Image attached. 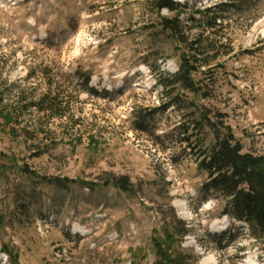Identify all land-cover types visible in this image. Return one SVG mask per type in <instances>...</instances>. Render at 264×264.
<instances>
[{
	"label": "rangeland",
	"instance_id": "1",
	"mask_svg": "<svg viewBox=\"0 0 264 264\" xmlns=\"http://www.w3.org/2000/svg\"><path fill=\"white\" fill-rule=\"evenodd\" d=\"M155 1L0 0V111L13 120L0 127V264H14L9 254L18 264H155L152 239L172 213L178 234L188 228L174 247L181 264H262V242L224 221L222 198L202 190L195 153L214 138L193 105L221 113L245 151L264 155V0H172L177 12ZM174 15L189 39L219 17L218 59L194 76L207 96L181 91L173 102L163 92L180 46L159 18ZM51 78L97 146L32 106ZM112 176L132 190L105 186Z\"/></svg>",
	"mask_w": 264,
	"mask_h": 264
},
{
	"label": "trees",
	"instance_id": "2",
	"mask_svg": "<svg viewBox=\"0 0 264 264\" xmlns=\"http://www.w3.org/2000/svg\"><path fill=\"white\" fill-rule=\"evenodd\" d=\"M155 2L157 11H161L162 8L171 12L178 11L172 0H156ZM205 10L206 12L211 11L207 8ZM192 20L194 21V19ZM204 20L203 24L209 30L208 35L206 37L198 35L197 38L189 39L186 35L189 27H187V23H182L177 15L159 18L161 34L180 46L178 69L171 76L170 82L164 85L165 89L163 90L166 96L171 95L170 101L174 102L180 99L181 91L190 92L193 96H207L202 91L199 79H195L194 76L200 73L202 66L210 68L211 62L218 59V48L223 43L214 38L210 39V35H216L220 32L217 29L222 27L219 17H206ZM88 82L89 78L87 77L82 81L85 86ZM47 83V90L32 103L37 113L42 118L47 119L46 125L69 119V124L59 125L65 134H69L66 132L68 129L77 126L78 129L75 130L77 141L81 142L86 138L88 145L97 146L96 135L86 131L88 128L85 129L84 126L81 128L83 122L72 114L71 103L64 91L58 88V82L51 78ZM174 84L180 85L177 93H172V89H170ZM193 107L198 114L195 123L204 124L212 132L214 138L210 145L195 153V156L198 157L197 168L205 175L202 190L205 193L218 194L223 203L221 213L231 219L245 222L252 238L261 241V246L264 247V155L245 151L244 146L235 137L231 128L225 124L224 116L221 113H212L211 116L208 112L206 115L204 108L197 105H193ZM157 108L154 107L153 109ZM11 116L9 111H0V118H3L0 127L4 123L12 122ZM188 128H184V132ZM10 130L13 131V127ZM43 131L42 125H34L31 132L44 134ZM85 131L86 134L84 135ZM25 132L28 133L27 129ZM191 134L193 133L186 134L185 140L189 143H200L201 139L194 141L191 138L196 135ZM103 184L105 186L113 185L121 190H132V183L126 176H112ZM174 222H180V220L172 213L162 222L161 235L152 239L153 251L157 257L155 264H181V260L175 255L174 247L181 243L188 228L183 227L182 232L178 234L173 227ZM3 251L6 252L5 249ZM9 256L10 261L18 264L17 255L9 254ZM261 261L264 264V258H261Z\"/></svg>",
	"mask_w": 264,
	"mask_h": 264
},
{
	"label": "bare ground",
	"instance_id": "3",
	"mask_svg": "<svg viewBox=\"0 0 264 264\" xmlns=\"http://www.w3.org/2000/svg\"><path fill=\"white\" fill-rule=\"evenodd\" d=\"M177 207H178V209L181 211V214H182L183 216H187V214L184 213V205L182 206L181 203H178V204H177ZM220 226H222V224L219 223L218 225H215L214 227H220ZM73 229L75 230V232L77 231V232H79L80 234H83V235L86 234L85 229H84L83 227H81V226L75 225V226L73 227ZM203 263H204V264H211V262H209V260H208V261H207V260H203Z\"/></svg>",
	"mask_w": 264,
	"mask_h": 264
}]
</instances>
